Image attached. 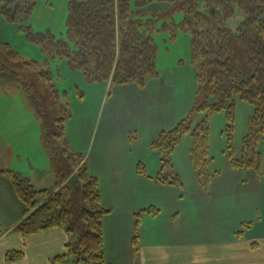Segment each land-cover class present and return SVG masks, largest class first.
Wrapping results in <instances>:
<instances>
[{"label":"trees","instance_id":"obj_1","mask_svg":"<svg viewBox=\"0 0 264 264\" xmlns=\"http://www.w3.org/2000/svg\"><path fill=\"white\" fill-rule=\"evenodd\" d=\"M153 2H167L169 7L146 11ZM3 18L20 24L27 41L38 46L45 61L66 60L73 71H81L87 82L126 84L144 87L150 75H158L155 59L158 53L153 33L173 31L171 18L176 12L193 14V20L184 19L182 30L191 35V61L198 63L197 90L186 115L151 143V149L160 153L161 183L184 186L175 174L173 154L185 136H191V163L199 184L205 190L219 175L210 171V115L226 111L229 128H234V95L253 106L243 138L242 154L235 157L229 147L232 169L254 170L262 176L263 156L260 143L264 137V0H69L66 39H57L51 31H34L25 24L35 11L31 0H0ZM240 9L245 20L237 30L226 22ZM201 27V28H199ZM0 47V84H20L23 96L41 122L42 143L47 150L56 176V188L37 190L31 180L14 170H0L10 177L14 192L25 204L21 221L14 231L22 238L40 231L64 227L67 233L77 234L75 245L67 244V252L53 262L74 264H105L103 220L110 209L101 204L99 178L91 174L77 153L60 145L71 117L69 101L60 94L51 71L36 59L21 57L8 43ZM79 90V88H77ZM80 91V90H79ZM79 97L84 94L81 91ZM24 98V99H25ZM205 114L196 125L192 118ZM231 124V125H230ZM142 165V164H141ZM139 173L145 174L144 166ZM168 172V174H164ZM76 176L75 180H71ZM68 194L64 201L62 191ZM39 195L41 199H39ZM156 215L155 207L142 210ZM135 220L134 249L138 250L142 213ZM253 225L245 222L238 231L245 235ZM24 255V250H12L6 255L13 262Z\"/></svg>","mask_w":264,"mask_h":264},{"label":"rangeland","instance_id":"obj_2","mask_svg":"<svg viewBox=\"0 0 264 264\" xmlns=\"http://www.w3.org/2000/svg\"><path fill=\"white\" fill-rule=\"evenodd\" d=\"M31 1L35 3V11L28 21L23 22L31 25L36 32L51 30L57 39H66L69 0ZM169 5L167 2H153L143 10L161 11ZM185 17L193 20L191 13L176 12L173 17L161 18L158 21L159 26H162L164 21L171 22L173 31L162 30V26L160 31L156 30L153 33L158 47L155 64L159 74L148 76L145 86L140 87L135 83L117 84L110 81L89 83L81 71L71 70L66 60L51 59L46 62L44 60L46 56L41 53L40 48L27 41L25 33L19 29L20 24L9 23L3 18L0 6V47L3 48L1 43L6 42L21 57L36 59L39 62L37 65L43 64V67H47L52 73V78L50 81L47 80V83H54L61 96L64 93V97L69 101L71 117L67 123L66 134L59 140L60 145L77 153L91 174H102L106 178L112 177L111 174H135L136 171L139 175L141 174L138 172L139 166H144L145 174L149 176L154 174L156 181L147 175H139L152 181L148 186L140 181L141 188L138 191L141 196L137 195V198L141 200L148 196L149 203H156L159 209L162 207L159 211L161 214L158 215L160 218L157 220L160 228L161 226L165 228L167 216L173 206L170 204L175 197L177 199L179 192L184 193L186 188L198 185L208 193V190L199 184L191 163L189 153L191 136L183 137L178 144L179 147L177 146L178 150L173 154L175 174L179 175L183 187L158 182L156 176L160 174L161 162L156 156L158 154L160 156V153L151 149L153 140L162 131L172 128L170 126L174 119L172 116H177L185 108L189 110L195 98L198 86L196 73L201 61L198 63L191 61V35L180 26ZM244 20L245 14L237 9L235 16L229 19L226 25L232 30H237ZM81 91L83 97L78 96ZM24 98L20 84H0V170L10 169L25 175L35 174L31 176L32 181L36 189L41 190L46 186H41L42 181L37 179L38 176L47 181L48 170L54 173L47 150L41 142L43 131L36 112L31 111L28 116L20 118L22 110L15 108L16 106L30 108L24 105L28 104ZM233 100L236 103L233 129L228 127L225 110L210 115L209 168L212 172L225 174L217 178L214 187H228L236 199H242V204L237 206L238 211V207L244 205L239 219L249 222L257 215L256 185L253 179L251 183L249 173H246L245 169L236 170L238 174H228L229 168L232 169L228 151L231 147L235 157L241 156L243 138L247 133V122L253 113V106L242 101L239 94L234 95ZM204 116L205 114H196L192 118L193 124L199 123ZM19 121L26 122L28 126L30 132L28 148L20 147L15 140L20 128ZM26 152L32 157L29 161L25 158ZM242 184L248 187H242ZM62 193L66 202L68 194L64 190ZM135 195L131 194L132 199H135ZM38 198L41 199V196ZM24 211L25 204L14 192L10 177L0 175V235L12 230L21 221L19 219H22ZM135 220L134 215V222ZM149 220L144 223L148 224ZM144 223L142 226V229H145L144 238H148L151 227H157L154 223L151 227L148 225L144 228L146 227ZM76 238L75 233L74 245ZM109 254L112 255V252L109 251Z\"/></svg>","mask_w":264,"mask_h":264},{"label":"crops","instance_id":"obj_3","mask_svg":"<svg viewBox=\"0 0 264 264\" xmlns=\"http://www.w3.org/2000/svg\"><path fill=\"white\" fill-rule=\"evenodd\" d=\"M15 108H21L20 118L34 113L28 107ZM187 111L185 108L177 116H172L174 119L171 120L170 126L177 124ZM19 123L20 128L15 140L20 147L28 148L30 138L28 126L24 121ZM259 148L263 155L262 176L260 177L254 170L246 172L249 173L251 183L253 179L256 185L257 215L252 219L253 221L251 220L252 227L243 236L237 234L246 222L242 218L239 219L244 205L238 207L237 211V206L242 204L243 200L236 199L228 187H214L217 178L225 175L221 173L213 179L208 193L197 184L195 187L192 185V188H186L184 193L179 192L177 199L175 197L170 204L173 206L167 216L168 222L165 228L162 226L160 228L157 221L160 212L156 215L143 213L139 228L138 250H135L134 215L150 207L157 208L156 203H149L148 196L141 200L137 198V195L141 196L138 191L141 188L140 181L147 186L152 181L139 175L149 176V174L138 175L135 171V174H111L112 177L106 178L102 174H94L100 181L101 204L111 210L103 220L104 250L105 256L107 255L105 264H264V137ZM74 150L76 151L75 148ZM24 151L25 149L22 150ZM27 152L25 158L29 161L32 157ZM156 157L159 160V154ZM48 171L47 181L41 176L37 178L43 182L40 183L41 186H46L41 190L56 188V176ZM236 173L238 174L236 170L229 168L228 174ZM0 175L6 176L3 173ZM23 175L33 183L31 176L35 174ZM149 177L155 180L154 174ZM33 184L36 186L35 183ZM242 187L248 185L242 184ZM133 193L136 194L135 199L131 197ZM159 210H162V207ZM148 219L150 222L145 224ZM143 223L146 226L144 228L156 224L157 228L151 227L148 238H144ZM73 239L74 234L67 233L64 227L40 231L25 239L17 234L13 227L9 232L0 235V264H74L69 259L65 262H53L54 258L67 252V244L74 245ZM12 250H24V255L13 262H7L6 255Z\"/></svg>","mask_w":264,"mask_h":264},{"label":"water","instance_id":"obj_4","mask_svg":"<svg viewBox=\"0 0 264 264\" xmlns=\"http://www.w3.org/2000/svg\"><path fill=\"white\" fill-rule=\"evenodd\" d=\"M76 179V176H73L72 178H71V180H75Z\"/></svg>","mask_w":264,"mask_h":264}]
</instances>
